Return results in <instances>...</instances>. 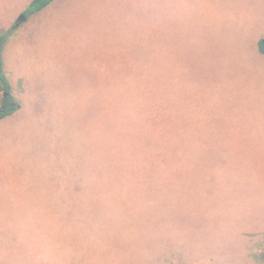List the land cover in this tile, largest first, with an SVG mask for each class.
Wrapping results in <instances>:
<instances>
[{
	"label": "rangeland",
	"instance_id": "obj_1",
	"mask_svg": "<svg viewBox=\"0 0 264 264\" xmlns=\"http://www.w3.org/2000/svg\"><path fill=\"white\" fill-rule=\"evenodd\" d=\"M31 1L0 0V264H264V0Z\"/></svg>",
	"mask_w": 264,
	"mask_h": 264
},
{
	"label": "trees",
	"instance_id": "obj_2",
	"mask_svg": "<svg viewBox=\"0 0 264 264\" xmlns=\"http://www.w3.org/2000/svg\"><path fill=\"white\" fill-rule=\"evenodd\" d=\"M53 2H55V0H32L30 2L26 12H28V13L38 12V11L46 8V6H48L49 4H51ZM2 43H3V37H0V47H1ZM257 49H258V52L260 54L264 55V37H261L258 39ZM2 68H3V63H2L1 56H0V90L2 91V93H4L6 91H9L10 85L5 80V76H4ZM143 80H144V82L139 84V85H136V86L129 85L128 87L125 86L126 87L125 92H128V94L127 93L124 94V97H114V99L111 102H112L113 112L116 113V112H118V110L115 109V104L116 103L119 104L120 102H122V100H124L125 98H128L129 99L128 101L130 102L131 107L135 110L134 111L135 116L138 117L139 119L144 120L145 125H146V122H148V123L154 122L153 115H149V114H152L151 109H152V107H154V105L151 104V106L149 107L148 110H147L146 106L144 107V109L139 110L137 105H138L141 98H142V101L146 102L147 97L151 96V93L153 92V90L156 89L157 80L155 79V76H154V70L153 69L144 70L143 71ZM10 99H11L10 95H7L6 97L4 96V98L2 99V103L5 104L6 107L4 109H0V119L7 116V115L13 114V112L15 113L16 110H20L15 103H13V104L6 103V101L10 100ZM154 111H155V109H154ZM115 113H113L114 115L111 116L109 119L111 131L113 130L114 137L119 136L120 138H123V136L127 134V122L125 123V125H123V123L120 121L121 116H119V114H117V113L115 114ZM155 121H156V117H155ZM168 132L170 133V131H168ZM168 136H169V140H172V142H174V135L168 134ZM113 144H114L113 149L115 150V152H118L120 154V160L126 159L125 156L129 157V158H133V157H131L130 151L125 152L123 150L121 142H113ZM131 152L140 153L138 151H131ZM137 157H141V155L136 156L135 158H137ZM120 160H117V162H120ZM114 173L118 174L119 176L122 174L126 175L125 171H124V173L121 172V170L118 168V165H117V167L114 168ZM72 255H78V254H72ZM53 256H56V255H53ZM67 258H68V262H69L70 256H68ZM94 258H96V257H94ZM78 261H80V260H78ZM86 262H87V264H90V260H86Z\"/></svg>",
	"mask_w": 264,
	"mask_h": 264
},
{
	"label": "crops",
	"instance_id": "obj_3",
	"mask_svg": "<svg viewBox=\"0 0 264 264\" xmlns=\"http://www.w3.org/2000/svg\"><path fill=\"white\" fill-rule=\"evenodd\" d=\"M260 37H264L263 33H260L258 36L255 37L254 45H255L256 48H257V41H258V39H259ZM257 52H258V49H257ZM261 55H262V54H261ZM262 56H264V55H262ZM11 115H12V114H11ZM11 115H7V116L1 118V119H0V122H2V121H3L4 119H6V118H9V116H11ZM10 118H12V117H10Z\"/></svg>",
	"mask_w": 264,
	"mask_h": 264
},
{
	"label": "water",
	"instance_id": "obj_4",
	"mask_svg": "<svg viewBox=\"0 0 264 264\" xmlns=\"http://www.w3.org/2000/svg\"><path fill=\"white\" fill-rule=\"evenodd\" d=\"M25 18L23 15H20V17L17 19V21L15 22L14 26H17L21 21H23ZM3 95H7V92H4Z\"/></svg>",
	"mask_w": 264,
	"mask_h": 264
}]
</instances>
